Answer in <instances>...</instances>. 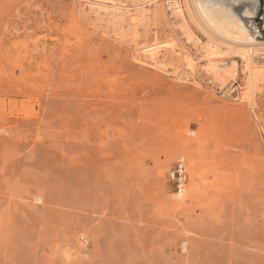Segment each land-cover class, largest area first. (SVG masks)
<instances>
[{
    "label": "rangeland",
    "instance_id": "1",
    "mask_svg": "<svg viewBox=\"0 0 264 264\" xmlns=\"http://www.w3.org/2000/svg\"><path fill=\"white\" fill-rule=\"evenodd\" d=\"M171 1L0 0V264H264V77Z\"/></svg>",
    "mask_w": 264,
    "mask_h": 264
},
{
    "label": "bare ground",
    "instance_id": "2",
    "mask_svg": "<svg viewBox=\"0 0 264 264\" xmlns=\"http://www.w3.org/2000/svg\"><path fill=\"white\" fill-rule=\"evenodd\" d=\"M105 1L115 3L114 0ZM187 2L190 7L186 4ZM185 4L187 5L186 11H189V14H191L189 16H192L194 19L193 21H195L196 24H199L202 27L201 29L205 31L204 33L208 36V42L201 46L203 52L205 53V58L209 62L207 69L215 78H217V80L223 78L224 75H235L236 64H232L235 61L226 65L219 59L221 47L227 48V50H235L239 54L238 56H240V59L244 62L245 72L248 77V84L250 88H254L264 77V63L261 62L262 64L260 63V65H258L259 63L256 61V63H258L256 64L254 60V55L258 53V50H264V40H257L254 36V39L251 38L245 32L244 28L247 29V27L237 18L233 17V15L229 14V11L223 7L220 8L206 0H186ZM169 5L170 8L173 9H170V11H173L172 14L175 17L184 19V15L182 13L183 9L177 1L173 0ZM116 13L120 17H125L128 14L130 15V20L132 21L136 20L137 15L141 14L136 12L135 15V13L129 14L128 11L123 12L120 10V6L116 7ZM182 33H184L188 40L193 37L191 31L186 26L182 28ZM163 46L165 45H161L160 47ZM156 48L157 47H153L144 51L148 52L150 57L155 58V53L151 52ZM261 53H264V51ZM189 55L188 51L184 52V58L187 60V65L192 68L193 59Z\"/></svg>",
    "mask_w": 264,
    "mask_h": 264
},
{
    "label": "water",
    "instance_id": "3",
    "mask_svg": "<svg viewBox=\"0 0 264 264\" xmlns=\"http://www.w3.org/2000/svg\"><path fill=\"white\" fill-rule=\"evenodd\" d=\"M227 9L257 40H264V0H206Z\"/></svg>",
    "mask_w": 264,
    "mask_h": 264
},
{
    "label": "built area",
    "instance_id": "4",
    "mask_svg": "<svg viewBox=\"0 0 264 264\" xmlns=\"http://www.w3.org/2000/svg\"><path fill=\"white\" fill-rule=\"evenodd\" d=\"M171 175L174 178L176 194L180 196L183 193L186 184V163L183 157L178 158Z\"/></svg>",
    "mask_w": 264,
    "mask_h": 264
}]
</instances>
